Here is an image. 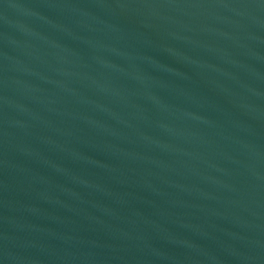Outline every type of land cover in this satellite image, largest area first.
I'll return each instance as SVG.
<instances>
[{
    "label": "water",
    "instance_id": "obj_1",
    "mask_svg": "<svg viewBox=\"0 0 264 264\" xmlns=\"http://www.w3.org/2000/svg\"><path fill=\"white\" fill-rule=\"evenodd\" d=\"M0 264H264V0H0Z\"/></svg>",
    "mask_w": 264,
    "mask_h": 264
}]
</instances>
